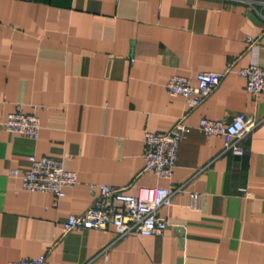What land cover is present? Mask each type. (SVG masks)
I'll return each mask as SVG.
<instances>
[{
  "label": "crops",
  "instance_id": "0c3cea01",
  "mask_svg": "<svg viewBox=\"0 0 264 264\" xmlns=\"http://www.w3.org/2000/svg\"><path fill=\"white\" fill-rule=\"evenodd\" d=\"M251 64L264 67V0H0V264L42 254L51 264H264V94L238 72ZM202 71L227 72L188 112L167 83H197ZM18 105L40 116L39 138L3 127ZM240 114L261 121L243 150L199 129L202 117ZM182 117L191 131L173 175L145 171V133ZM32 155L62 161L79 182L60 198L25 189L10 171ZM91 183L181 190L160 210L163 233L65 231L92 205Z\"/></svg>",
  "mask_w": 264,
  "mask_h": 264
},
{
  "label": "built area",
  "instance_id": "2783aa9c",
  "mask_svg": "<svg viewBox=\"0 0 264 264\" xmlns=\"http://www.w3.org/2000/svg\"><path fill=\"white\" fill-rule=\"evenodd\" d=\"M252 40V39H250ZM231 67H229L230 69ZM228 69V70H229ZM227 71H202L197 76V83L189 76L173 75L167 88L172 95L185 98L187 110L190 112L200 106L220 85ZM239 74L246 78V87L254 95L264 94V67L251 64L241 68ZM260 120L253 116L237 115L231 122L225 119L202 117L199 129L207 135H220L225 139V151L243 150L240 141L253 131ZM3 127L9 132L20 133L31 138H39L41 134V118L35 113H28L21 105L8 114ZM191 126L184 117L177 121L167 133L147 131L145 143V171L154 172L159 176L171 177L178 162L180 145ZM31 167L28 169L13 168L10 173L22 180L23 187L30 191H46L58 198L66 195L68 188L79 182L76 171L67 169L62 161L49 156L30 157ZM94 195L92 205L84 212L72 214L65 222V231L84 228L108 230L114 226L116 239L130 234L152 235L163 233L169 227L166 217L160 214L164 207L171 206L175 193L181 187L143 186L138 194L128 191L126 186L102 183H91ZM202 195L192 194L193 208H199ZM106 246L101 254L108 257ZM95 259L83 264H93ZM8 264H51L48 254L10 260Z\"/></svg>",
  "mask_w": 264,
  "mask_h": 264
}]
</instances>
